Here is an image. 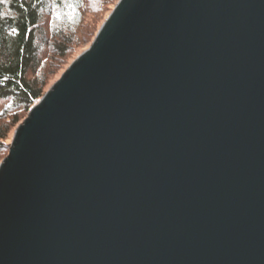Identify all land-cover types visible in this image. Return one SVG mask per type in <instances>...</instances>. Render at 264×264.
<instances>
[{"label": "water", "instance_id": "1", "mask_svg": "<svg viewBox=\"0 0 264 264\" xmlns=\"http://www.w3.org/2000/svg\"><path fill=\"white\" fill-rule=\"evenodd\" d=\"M0 264H264V0H115L13 131Z\"/></svg>", "mask_w": 264, "mask_h": 264}, {"label": "trees", "instance_id": "2", "mask_svg": "<svg viewBox=\"0 0 264 264\" xmlns=\"http://www.w3.org/2000/svg\"><path fill=\"white\" fill-rule=\"evenodd\" d=\"M82 2L0 0V153L3 156L8 152L10 133L22 120V112L27 113L44 94L50 74L75 56L80 40L75 35L83 28ZM47 54L56 61L54 69L38 75Z\"/></svg>", "mask_w": 264, "mask_h": 264}, {"label": "rangeland", "instance_id": "3", "mask_svg": "<svg viewBox=\"0 0 264 264\" xmlns=\"http://www.w3.org/2000/svg\"><path fill=\"white\" fill-rule=\"evenodd\" d=\"M114 1L115 0H83V2H82L83 5L80 8V12H81L80 13V19L83 18V21H82L83 28H81V29L79 28L77 30V32H76V35H75L76 38L80 39L79 40V45L76 48V51L74 53L75 55L85 45H87L90 42V39H91V36H92V32H93L94 27L110 11V9H111ZM82 32H83V34H82ZM41 64H42V69H41V71H39V74L38 75H40L41 73H47L49 71L52 72L53 69H54V66L56 64V61H55L54 57H52L51 55L47 54V58H43ZM65 64L58 66L57 69H56V71H55V73L52 74V75L50 74V76L48 78L47 85L49 84V82L55 77V75L60 71V69ZM45 87H44V89H45ZM1 109L2 108H0V110ZM25 115H26V113L25 112H22V119L24 118ZM13 131L10 133L9 140H8L9 142H10L11 137L13 135ZM9 142H8V144H9ZM3 157H4L3 154L0 153V161H1V159Z\"/></svg>", "mask_w": 264, "mask_h": 264}]
</instances>
